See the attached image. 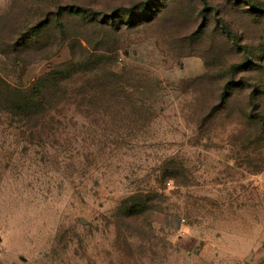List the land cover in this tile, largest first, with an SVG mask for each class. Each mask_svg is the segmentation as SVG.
Returning a JSON list of instances; mask_svg holds the SVG:
<instances>
[{
    "label": "rangeland",
    "instance_id": "rangeland-1",
    "mask_svg": "<svg viewBox=\"0 0 264 264\" xmlns=\"http://www.w3.org/2000/svg\"><path fill=\"white\" fill-rule=\"evenodd\" d=\"M0 264H264V0H0Z\"/></svg>",
    "mask_w": 264,
    "mask_h": 264
}]
</instances>
